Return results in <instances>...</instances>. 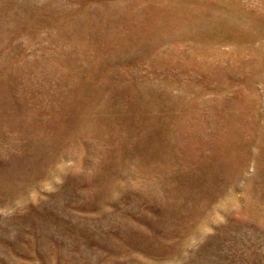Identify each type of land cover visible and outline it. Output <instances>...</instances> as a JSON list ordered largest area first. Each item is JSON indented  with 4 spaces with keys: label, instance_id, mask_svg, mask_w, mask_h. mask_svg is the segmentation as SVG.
Segmentation results:
<instances>
[{
    "label": "rangeland",
    "instance_id": "obj_1",
    "mask_svg": "<svg viewBox=\"0 0 264 264\" xmlns=\"http://www.w3.org/2000/svg\"><path fill=\"white\" fill-rule=\"evenodd\" d=\"M0 264H264V0H0Z\"/></svg>",
    "mask_w": 264,
    "mask_h": 264
}]
</instances>
